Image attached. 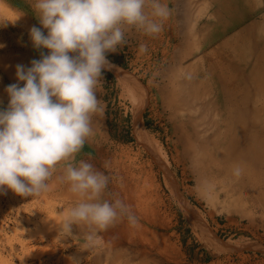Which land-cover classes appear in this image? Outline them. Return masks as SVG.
Returning a JSON list of instances; mask_svg holds the SVG:
<instances>
[{
	"label": "rangeland",
	"instance_id": "1",
	"mask_svg": "<svg viewBox=\"0 0 264 264\" xmlns=\"http://www.w3.org/2000/svg\"><path fill=\"white\" fill-rule=\"evenodd\" d=\"M160 2L171 15L159 34L132 29L107 54L102 111L77 156L138 224L120 219L90 243L86 223L60 231L81 198L58 165L40 197L0 193V264H264V0ZM33 3L0 0V108L16 66L41 58ZM238 142L259 159L237 165Z\"/></svg>",
	"mask_w": 264,
	"mask_h": 264
},
{
	"label": "clouds",
	"instance_id": "2",
	"mask_svg": "<svg viewBox=\"0 0 264 264\" xmlns=\"http://www.w3.org/2000/svg\"><path fill=\"white\" fill-rule=\"evenodd\" d=\"M31 7L42 27L33 26L29 35L41 58L30 67L18 64V82L5 89L9 102L0 108V193L40 197L62 166L60 180L81 201L58 226L71 235L74 226L86 223L93 229L86 236L90 243L96 229L120 219L138 224L122 199L103 198L109 176L85 159L77 161L93 135V116L102 111L97 88L103 71L114 67L107 54L117 52L132 29L159 34L171 9L160 0H34Z\"/></svg>",
	"mask_w": 264,
	"mask_h": 264
},
{
	"label": "bare ground",
	"instance_id": "3",
	"mask_svg": "<svg viewBox=\"0 0 264 264\" xmlns=\"http://www.w3.org/2000/svg\"><path fill=\"white\" fill-rule=\"evenodd\" d=\"M232 149L234 150L233 154L235 157V162L239 166L245 164V162H247V161H257L259 159V156H260L258 153L259 151H258V148L256 145L246 146L245 144L238 142L235 145H233Z\"/></svg>",
	"mask_w": 264,
	"mask_h": 264
},
{
	"label": "trees",
	"instance_id": "4",
	"mask_svg": "<svg viewBox=\"0 0 264 264\" xmlns=\"http://www.w3.org/2000/svg\"><path fill=\"white\" fill-rule=\"evenodd\" d=\"M118 60V59H117Z\"/></svg>",
	"mask_w": 264,
	"mask_h": 264
}]
</instances>
